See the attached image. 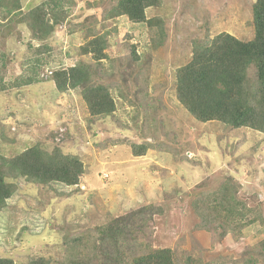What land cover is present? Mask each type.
Here are the masks:
<instances>
[{
    "label": "rangeland",
    "instance_id": "rangeland-1",
    "mask_svg": "<svg viewBox=\"0 0 264 264\" xmlns=\"http://www.w3.org/2000/svg\"><path fill=\"white\" fill-rule=\"evenodd\" d=\"M17 1L20 10L10 15L0 7V158L39 144L77 155L84 172L71 186L15 180L0 209V257L59 264L76 258L64 252L65 237L151 204L161 214L140 237L152 248L171 249L178 264H242L264 239V226L223 236L215 205L208 213L218 219L204 227L199 202L210 207L225 194L223 184L233 183L236 200L264 217V134L197 122L178 103L174 82L194 41L220 33L253 38L254 0H162L145 9L146 20L157 21L151 27L112 17L118 0H63L54 10L62 9L60 21L44 39L19 21L44 0ZM92 36L103 42L100 61L80 52ZM79 63L108 88L111 115L90 116L81 88L57 91L53 75Z\"/></svg>",
    "mask_w": 264,
    "mask_h": 264
},
{
    "label": "trees",
    "instance_id": "trees-1",
    "mask_svg": "<svg viewBox=\"0 0 264 264\" xmlns=\"http://www.w3.org/2000/svg\"><path fill=\"white\" fill-rule=\"evenodd\" d=\"M63 0H44L42 4L20 15L33 37L44 39L60 21L58 10ZM162 0H118L114 16H126L133 23H146L145 9L158 7ZM5 15L20 10L17 0H0ZM52 12H50V10ZM19 13V11H18ZM253 38L242 41L228 33L213 38L205 37L193 42L191 60L175 72L174 93L180 105L197 122L217 121L231 129L248 128L264 134V0H254L249 7ZM46 18L53 20L52 24ZM101 38L92 36L80 47L81 54H91L96 61L104 59ZM91 67L84 63L56 72L53 81L57 91L81 88L80 95L90 116H108L115 110L113 99L106 86L97 83ZM250 74H252L250 76ZM32 81H24L29 85ZM23 84V83H22ZM21 84V85H22ZM19 85V84H18ZM141 154L134 153V156ZM84 166L77 155L51 151L35 144L18 156L0 158V209L17 190L15 180L24 178L28 183L48 185L58 182L67 186L77 185ZM225 183V194L199 202L205 226L217 221L210 215L214 206L222 215V235L227 231L238 233L242 227L254 223L264 226L259 211L246 208L236 200L237 188ZM154 214H161L159 207L151 204L129 215L114 218L105 225L79 231L74 237H65L64 252L76 258H64L59 264H178L175 253L169 248L154 249L140 234H145ZM81 248L80 254L76 251ZM85 251L83 255L82 252ZM66 255V254H65ZM87 258V260L85 259ZM87 261V262H85ZM0 264H16L11 258L0 257ZM24 264H49L43 258H32ZM57 264V263H56ZM242 264H264V239L243 254Z\"/></svg>",
    "mask_w": 264,
    "mask_h": 264
},
{
    "label": "crops",
    "instance_id": "crops-1",
    "mask_svg": "<svg viewBox=\"0 0 264 264\" xmlns=\"http://www.w3.org/2000/svg\"><path fill=\"white\" fill-rule=\"evenodd\" d=\"M246 133V132H245ZM250 133H252V132H250ZM244 134V133H243ZM263 148L261 147L259 150H262ZM251 157H252V159H253V156L251 155ZM263 166H264V160H262V163H261ZM256 176H257V174H256Z\"/></svg>",
    "mask_w": 264,
    "mask_h": 264
}]
</instances>
